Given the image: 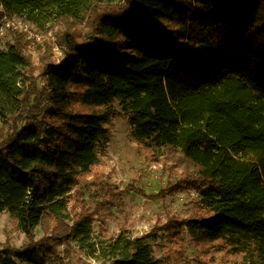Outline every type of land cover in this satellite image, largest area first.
I'll return each mask as SVG.
<instances>
[{
    "label": "trees",
    "instance_id": "1",
    "mask_svg": "<svg viewBox=\"0 0 264 264\" xmlns=\"http://www.w3.org/2000/svg\"><path fill=\"white\" fill-rule=\"evenodd\" d=\"M12 16L61 23L64 56L33 79L21 32L0 50V211L29 239L1 247L0 264H63L56 246L70 242L98 264H160L154 232L95 241L88 213L67 224L116 115L140 151L182 166L173 191L198 195L189 218L157 229L186 227L222 264H264V0H0V21Z\"/></svg>",
    "mask_w": 264,
    "mask_h": 264
},
{
    "label": "rangeland",
    "instance_id": "2",
    "mask_svg": "<svg viewBox=\"0 0 264 264\" xmlns=\"http://www.w3.org/2000/svg\"><path fill=\"white\" fill-rule=\"evenodd\" d=\"M3 19L0 21V50L6 49L7 41L11 42L8 30L12 26H8ZM7 19L10 24L28 25L25 33L15 29L30 42L27 54L33 79L38 78L45 58L55 64L60 62L64 56V47L58 37L59 31L64 28L61 23L38 28L15 16ZM86 26L85 22L76 23L82 39H88ZM48 48L50 56H47ZM44 83V79L39 80L37 87L41 89ZM113 105L117 111L123 112L117 101ZM107 127V136L97 144V164L88 176L80 178L71 194L67 224L71 225L76 216L88 213L93 218L92 236L95 241L114 237L120 231L130 237L154 232L156 237L147 238V241L160 264H222L208 255L204 256L195 247L186 227L178 237L172 236L165 228L157 229L171 219L189 218L198 201L194 189H171L183 175L178 161H167L163 155L152 157L140 151L123 115L112 117ZM9 131V126L1 128L0 139ZM110 200L113 201L111 204ZM33 233L34 240H38L45 232L41 226H36ZM28 242L17 220L7 211H0V248L5 245L17 248ZM56 251L63 264H98L86 256L75 242L56 246Z\"/></svg>",
    "mask_w": 264,
    "mask_h": 264
},
{
    "label": "built area",
    "instance_id": "3",
    "mask_svg": "<svg viewBox=\"0 0 264 264\" xmlns=\"http://www.w3.org/2000/svg\"><path fill=\"white\" fill-rule=\"evenodd\" d=\"M3 21L4 22H6V23H8L7 25L8 26H12L14 29L16 28V29H18V30H20V31H23V33H25V31H27V24L26 23H22V24H17V23H14V22H12L11 24H10V22L8 21V19L5 17L4 19H3ZM27 37V36H26ZM28 38V37H27Z\"/></svg>",
    "mask_w": 264,
    "mask_h": 264
}]
</instances>
